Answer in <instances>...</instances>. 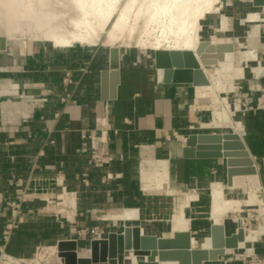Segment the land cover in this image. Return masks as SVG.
I'll list each match as a JSON object with an SVG mask.
<instances>
[{
  "label": "crops",
  "instance_id": "obj_1",
  "mask_svg": "<svg viewBox=\"0 0 264 264\" xmlns=\"http://www.w3.org/2000/svg\"><path fill=\"white\" fill-rule=\"evenodd\" d=\"M219 9L212 12L219 13L221 18L213 22V36L209 38L215 52L208 50V53L218 60H225V51H232L233 55L232 71L222 72L218 67L219 71L234 73L239 53L248 50L256 51L252 60L256 62L254 68L261 67L251 79H241L236 91L241 110L238 133L250 153L256 173L233 176L229 183L224 158L182 156L185 137L190 133H223L225 131L210 127L226 126L235 132L234 125L219 120L220 115L217 118L213 115L214 122H208L205 105L211 97L216 99L220 90L233 88L232 82L225 81L221 89L209 80L202 86L164 83L161 70L154 67L152 57L146 52L115 48L111 54L112 62H116L119 51L115 97L104 98L102 71L111 69L108 48L97 44L42 45L37 52L19 57L17 67L0 70V250L13 257L28 258L39 245L55 246L64 239L76 240L81 249L90 242L77 239V231L81 228L98 225L105 237L109 231H119L106 230L102 222L106 218L114 223L141 226L140 220H150L153 214L157 217L155 221L167 223L170 213L168 234L163 233L167 230L163 227L150 234L170 236L173 221L178 230L186 229L185 223H189L194 240H203L212 223L206 215L210 210V192L216 183L222 185L226 199L246 200L251 190L264 199V108L258 107L264 98V23H259L264 16L247 10L238 23L233 18L229 24ZM249 14L258 16L249 19ZM242 22L251 23L245 43L219 36L231 33L241 37V32L235 34L234 26H242ZM200 43L201 39L196 51ZM16 56L7 54L12 60H16ZM66 73L72 80L68 86L63 81ZM240 77L242 74L237 76ZM110 82L109 72L106 92H109ZM66 93L70 99L65 102L61 99ZM216 104L212 103L211 107ZM93 151L101 159L98 165L91 162ZM148 161L166 167L161 168V165L160 171L144 179L141 173ZM84 176L87 184L82 181ZM55 178L62 180L68 192L69 201L65 203L70 204L68 211L72 215L67 212L69 216L62 213L55 216L46 210L49 204L41 194L60 191ZM32 190L37 191L38 197L22 203L19 214L14 216L6 203ZM190 195L192 198L184 206L186 218L179 219L180 206ZM252 206L257 205L242 204L246 209ZM102 215H106L105 218ZM225 218L223 222L230 233L235 228L232 225L228 230ZM13 219L15 225L7 231L5 225ZM127 219L129 221H124ZM236 250L239 251L237 256L224 257ZM263 252L264 235H260L251 242L249 250L238 245L226 250L216 261L204 264H244L246 258L242 256L262 255Z\"/></svg>",
  "mask_w": 264,
  "mask_h": 264
},
{
  "label": "bare ground",
  "instance_id": "obj_2",
  "mask_svg": "<svg viewBox=\"0 0 264 264\" xmlns=\"http://www.w3.org/2000/svg\"><path fill=\"white\" fill-rule=\"evenodd\" d=\"M144 1L145 0H139V2L138 0H126L122 4L120 0H0V25L4 27V30L2 33H0V36L5 38L6 43L7 41L11 40L9 39L10 36L15 34L21 37H25L26 31L21 26V23L27 22L32 25V31L35 36L34 38L29 40L30 43L34 42V44H36L37 41H48L54 47H69L75 43L94 45L99 40V33L102 30H104L105 26L109 24V26H107V28L108 27L109 28L106 30V38H105V41L107 40V43L110 42L114 43L116 39H119L121 35L124 34L123 33L124 31L127 34V36L126 34H124L123 38L125 36L127 39L128 37L130 39H133L134 36L136 35L134 38L135 41L133 40L134 43L136 45L149 44L148 49L151 50L153 48H158L164 45V48L170 47L168 49H172L176 47V49H188L194 51L195 49H197L198 42L201 39L199 35V29H200L199 19L203 17L204 14L212 13L218 11L219 9V6L217 5V0H146L148 5L145 6V8L143 9V7L141 6L144 4L146 5V2L144 3ZM133 8H135L134 9L135 11H132ZM148 9H150V13L148 12L149 11ZM144 10H148L147 11L148 13H146L148 14L147 16L144 15L145 14ZM140 11L142 12L144 11V13H141ZM140 13L143 16H145L144 17L145 19H143V21L140 22L141 24L139 23L140 25L138 26L136 22H138L137 20H139L140 19L139 17H141ZM138 15L140 16L138 17ZM257 16H258L257 14H251L248 18L250 19V17H257ZM226 19L224 20L225 22ZM261 22H264V20ZM227 24L225 26H227ZM225 26L222 25V28ZM156 30L158 31L157 34L154 33ZM134 31L136 32V34L133 35V37H131L132 36L131 33H133ZM152 33L156 34V37L154 36L155 38L152 37L153 40H150L149 36H152L151 35ZM13 37L15 38V36ZM123 38H120V40ZM225 40L226 38L224 39V41ZM124 41L126 44L130 42L129 39L128 40L125 39ZM124 41H120V42L124 43ZM20 44L24 45L25 43H23L22 41V43ZM203 45L204 44H200V49L197 50V52H195L196 58L200 62V66L204 71V74L206 75L207 79L213 82L216 86L220 87V89L222 88L221 84L225 83V81H229L231 84V82L233 83V79L235 77L237 78V76L241 74L243 76L244 67L247 65L249 61L255 59V55H256L255 50L240 52L236 60L237 62L236 71L232 74L230 73L225 74L222 72H231L233 69L232 51H225V60H218L217 58L212 57L208 53L209 48L206 49L205 45L204 46ZM246 47L247 46L245 45L243 49H246ZM2 50H5V48ZM237 53L238 51L236 52V54ZM201 58H206L213 63V65H210L212 66V70L207 71V67L202 64ZM218 67L222 72L219 71ZM254 67L255 66H252V68L250 67V69L254 73H256V71L258 72L261 69L260 67L259 70H256V68ZM209 74L210 75L213 74V76H209ZM223 85L227 86V82L226 84ZM222 102L224 104L222 103H221L222 105L216 104L211 107L213 110V115L216 116L215 118L219 117L217 115H220L221 117L219 118V120L223 124L225 122L228 125L230 123L234 125L236 128L235 133L239 134L238 128L240 121L233 120V118L231 119L227 100L223 98ZM213 124H211V126ZM203 125H207V123H203ZM217 125H221V124H217ZM241 128L242 127H240V130ZM154 162L155 161H153V163ZM147 163H148L147 167L143 168L142 169L143 173H141L143 174L144 179L145 178L150 179L148 178L149 176H151L149 174L150 173L153 174L155 171L157 172L160 169L159 167L162 165L161 166L162 168L164 165L160 163L157 164L154 163L155 164L154 165L151 161H148ZM162 170L163 169H161V171ZM158 177H162L165 179V177L163 176H158ZM147 179L145 181H147ZM216 185H217L216 187L214 186V188L211 189L210 192L211 203L209 205L210 210L207 212V216L211 219L212 223H217V224L223 223L224 217L227 216V213L234 211L236 212L241 211L243 209L242 204L257 205L258 206L257 210L259 211V214L262 215L264 218V199L262 197H259L256 191L251 190L250 195L249 197H247L248 199L246 200H238L233 198L226 199L223 197L222 194V189H223L221 188L222 185L220 184V186H218L219 183L218 184L216 183ZM62 197H63V203L65 201L66 202L69 201L68 196L67 197L62 196ZM191 198H192L191 195L188 196L187 200L183 204H181L180 214L178 216L179 219L186 218V215L184 213V206L187 205L188 200H190ZM236 220L238 221L237 226H239L244 230V240L242 242H239V245H242L245 248H247V250H249L251 248V242L253 240L258 239L260 235H264V226L262 224L261 225L258 224L256 227L250 225V227L247 229L246 226L244 225V222L242 223L240 216L236 217ZM185 224L187 227L186 229L178 230L177 229L178 226L176 222L171 221V232L169 235H171V233L175 231L189 230V223H185ZM191 244L193 247L202 246L204 248H208L210 247V238L209 236H205L199 245H196L192 240ZM80 253L88 254V250L83 248L81 249ZM80 253L78 251L79 255ZM57 255H58V251H57ZM150 258L156 259L157 258L156 254L152 253L150 256H144L142 257L141 260L146 261ZM58 260L60 261L61 264H63L62 258L60 256ZM156 262H158V264H176V262L174 261H156ZM124 264H141V263L139 257H136L134 254L130 252L127 255H125Z\"/></svg>",
  "mask_w": 264,
  "mask_h": 264
},
{
  "label": "water",
  "instance_id": "obj_3",
  "mask_svg": "<svg viewBox=\"0 0 264 264\" xmlns=\"http://www.w3.org/2000/svg\"><path fill=\"white\" fill-rule=\"evenodd\" d=\"M253 7H263L264 0H249ZM205 48H213L208 40H201ZM203 45V46H204ZM6 46L5 38L0 36V50ZM202 48V45H201ZM197 52V51H196ZM112 47L109 48L110 71H102L103 97H115L118 82L119 51L117 61L111 60ZM152 62L161 70L164 83H191L207 85L208 79L196 58V53L188 49H155ZM204 66L213 65L201 58ZM110 72L109 92H106V76ZM184 158H224L229 183L233 176L252 175L256 167L246 145L239 134L229 132L190 133L185 137L182 147ZM210 247H193L194 237L190 231H175L170 236H157L146 233L140 225H124L120 231H109L100 239L91 240L88 254H81L76 240L64 239L57 242L58 255L63 264H124L126 253L136 257L156 254V259L148 261H174L176 264H204L216 261L226 250L235 249L244 240V230L236 225L234 231L227 233L224 222L211 223L208 231ZM78 251L80 255L78 254Z\"/></svg>",
  "mask_w": 264,
  "mask_h": 264
},
{
  "label": "rangeland",
  "instance_id": "obj_4",
  "mask_svg": "<svg viewBox=\"0 0 264 264\" xmlns=\"http://www.w3.org/2000/svg\"><path fill=\"white\" fill-rule=\"evenodd\" d=\"M126 0H120V2L123 4ZM139 2V0H138ZM146 2V5H142L141 7H143V9L145 8V6H147V1L145 0L144 3ZM149 3V2H148ZM217 5L219 6V12L224 14L227 19H228V22L229 24L232 23V19L233 18H236V20H234L235 23H238L239 22V18H242V14H244L245 11H257L261 16H264V8L263 7H253L251 5V3L249 2V0H217ZM137 6V4H136ZM135 6V7H136ZM135 8H133L132 11H135L134 10ZM147 9V7H146ZM142 10V8H141ZM149 10V11H148ZM148 10H144L145 11V16H147L148 14L146 13H150V9ZM144 11H140L141 13H144ZM148 11V12H147ZM140 13L141 17H139L140 15H138V18L139 20H137L138 22H136V24L139 26L143 21V19H145L142 14ZM230 14V15H229ZM205 16L203 18L200 19V29H199V34H200V38L201 40H208L211 36V34H213V22L218 18V21L220 20L221 16L219 13H209V14H204ZM143 16V17H142ZM244 16V15H243ZM140 23V24H139ZM242 26H234V31H235V34L241 32V37H238L237 35H233L231 33H225L224 35H219V36H222V37H230L231 39H236L237 41L241 42V43H245L246 42V31H248V29L250 28V22H242ZM259 23H264V22H259ZM235 25V24H234ZM21 26L25 29L26 31V36L25 37H21V36H18L17 34L15 35H12L10 36L9 41H7L6 43V47H5V50H2V52H0V70H4L5 68H14V67H17V61H18V58L21 57V56H25L27 54H32V53H35L39 50V48L42 46V45H45L47 47H52V44L48 41H37L36 44H34V42H31L30 43V39L34 38V33L32 31V25L30 23H27V22H22L21 23ZM109 26V24L107 25ZM107 26H105L104 30H102L100 33H99V40L98 42H96V44L98 45V47H106L108 48V52H109V48L112 47V49H115V48H119V51H120V48L121 49H126V50H131L135 53H137L138 51H144L146 52L150 57L153 56V50L155 49H168L170 47H167V48H164V45H162L161 47H158V48H153L152 50L151 49H148V45L147 44H143V45H136L134 43V38H135V34L136 32L134 33H131L134 38L133 39H130L128 37V39L130 40V42L128 44L125 43V39L128 40L125 36L123 38V35L126 34L124 31H123V35H121L120 38H123L120 40L119 39H116L114 41V43H107V40L105 41V38H106V30L109 28H107ZM231 27V26H229ZM4 30V27L2 25H0V33H2ZM6 32V31H5ZM104 32V33H102ZM154 33H158V31L156 30ZM152 33L151 35L152 36H149V39L150 40H153V38L156 37V34ZM216 35H218V33H216ZM15 36V38L13 37ZM127 36V34H126ZM155 36V37H154ZM158 36V35H157ZM18 37V38H17ZM23 39H21V38ZM19 39V40H18ZM21 40V41H20ZM103 40V42H102ZM134 40V41H133ZM25 43L24 45L20 44V43ZM116 41H117V44H116ZM119 41V43H118ZM120 41H124L125 45L123 42H120ZM132 42V43H131ZM30 44V46H29ZM76 45H79V43H75ZM73 44V45H75ZM94 44V45H96ZM173 44V43H172ZM72 45V46H73ZM80 45H85V44H80ZM147 45V46H146ZM93 46V45H91ZM141 46V47H140ZM145 46V47H143ZM172 49H176V47L172 48ZM241 49V48H240ZM210 51L212 52H215V50L212 48H209ZM194 52H196V49L194 50ZM7 54H15L17 55L16 56V60H12V59H8L7 57ZM249 63V64H248ZM247 63V65L244 67V73H243V76L240 77V78H237V79H234V82H233V88L228 90V88H225L223 90H220L218 93H217V96H216V99H210V101H208V103H206L205 105H207V115H208V122L212 120L213 118V110L211 108V104L212 103H219L220 105L224 104L222 102V99L225 98L228 102V109H229V114L231 116V119L233 118V120H237V121H240V114H241V110H240V106L238 105V96L236 95V91L239 87V83H240V80L242 79H251L255 73L250 69V67L252 68V66L256 65V62L254 61H249ZM250 65V66H249ZM249 66V67H248ZM208 68L210 70H212V66H208ZM248 71V72H247ZM209 76H213L209 74ZM237 87V88H236ZM261 98V96H260ZM263 98V96H262ZM263 99L260 100L259 104L262 105L264 104L263 102ZM222 103V104H221ZM244 108V107H242ZM211 129H218V130H223V131H232V128L230 127H210ZM192 195V194H191ZM186 196V195H185ZM186 198V197H185ZM54 201L52 203L49 204L48 208L46 209L49 213H52L53 215L55 216H59L61 213L63 215H68L69 213L67 212H70L68 211L66 208V210L64 209V207L61 205V203H59V201L57 199H53ZM185 200V199H184ZM183 200V201H184ZM182 201V202H183ZM180 202V203H182ZM179 203V204H180ZM179 204L176 206V209L174 210L173 213H175L178 209V206ZM257 206H252V207H249V208H243L242 211H234V212H228L227 213V216L225 218V224H226V227L228 230H230V228L232 227V225L234 226V228L236 227V225H238V221L236 220V217H241V220H242V223L244 221H248L250 223L251 226H257L258 224L259 225H263L264 226V218L261 217V215L256 211L257 210ZM71 213V212H70ZM171 214V213H170ZM169 214L168 217H166L168 219V222H160V221H155V215L153 214V218H151L150 220L149 219H141V226L143 227V231L144 232H148V233H151L150 231L152 230H157L158 227H163L167 230L163 231L164 234H168V231H169V228H170V222H169V219H171V215ZM72 215V213H71ZM69 216V215H68ZM104 216V215H102ZM106 216V215H105ZM104 216V217H105ZM139 216V215H138ZM207 216V215H206ZM68 219H71L68 217ZM154 219V220H153ZM210 219V218H209ZM211 220V219H210ZM72 221V219H71ZM100 221V220H99ZM113 220H111L110 218H106V220L102 221L106 230L110 229V228H114L115 230H122V227H123V224L122 222H112ZM124 221H129L128 219L127 220H124ZM132 221V219L130 220ZM152 221H155V222H152ZM234 221V222H233ZM154 223V224H153ZM130 224H133V223H125V225H130ZM244 225H245V222H244ZM250 225L246 226V228L248 229L250 227ZM246 229V230H247ZM194 243L196 245H199L202 240H194ZM88 242L85 244V246H81V249L83 248H88ZM247 244V243H245ZM80 249V250H81ZM3 252V251H2ZM239 251H231V252H228L227 254H225L224 257L228 258V257H232V256H237L236 254H238ZM128 253H126L127 255ZM56 256V258H55ZM59 256L57 255V250H56V245L55 247L53 245H39L33 255L31 257H28V258H23V257H13V256H10L8 254H6L5 252H3V254L0 252V264H61L60 261L58 260ZM140 259V263L141 264H158V262L156 261H149L146 260V261H143L141 260L142 257H139Z\"/></svg>",
  "mask_w": 264,
  "mask_h": 264
},
{
  "label": "built area",
  "instance_id": "obj_5",
  "mask_svg": "<svg viewBox=\"0 0 264 264\" xmlns=\"http://www.w3.org/2000/svg\"><path fill=\"white\" fill-rule=\"evenodd\" d=\"M64 84L66 86H68L69 84H71L72 80H71V76L69 73H66V75L64 76ZM70 95L68 93H66L63 97H62V101H68L70 99L69 97ZM264 103V98L263 101ZM258 107H262L264 108V104L262 105H258ZM102 133V131H101ZM91 162L93 165H98L101 162L100 157L97 155V153L95 151L92 152L91 155ZM56 186L60 187V191L56 192L54 194H50L48 195L47 191H44V193H42L41 195H44L43 197H41L46 204H50L52 203L55 199H57L59 201V203H61V205L64 207V209L66 208L67 210L71 209L70 204L67 203H63V197L62 196H68V192L65 191V188L62 185V180H58L57 178L54 179ZM84 184H87V177L84 176V178L82 179ZM37 196V191L32 190V191H26L24 193L21 194V196L15 200V201H10L7 202L6 205L14 211V216L18 215L21 209V205L24 202L27 201H32L34 199H36ZM1 209V207H0ZM65 209V210H66ZM15 225V219L10 220L6 223L5 225V229L7 231H9L13 226ZM246 226V224H245ZM104 236L102 235V230L98 227V225H94L91 227H87V228H81L77 231V239L80 240H87V241H91L94 239H100L103 238ZM55 247V246H54ZM0 252L3 254L2 250H0ZM243 259L246 258V262L244 264H264V252L262 253V255H258L256 253H249L246 256H242Z\"/></svg>",
  "mask_w": 264,
  "mask_h": 264
}]
</instances>
